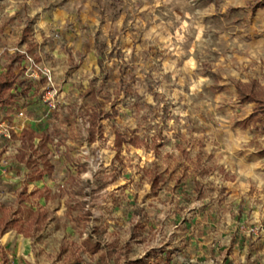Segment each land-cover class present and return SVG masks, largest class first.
Returning <instances> with one entry per match:
<instances>
[{"label": "rangeland", "instance_id": "1", "mask_svg": "<svg viewBox=\"0 0 264 264\" xmlns=\"http://www.w3.org/2000/svg\"><path fill=\"white\" fill-rule=\"evenodd\" d=\"M248 1L0 0V71L23 54L41 96L0 109V264H264V129L235 87L264 84Z\"/></svg>", "mask_w": 264, "mask_h": 264}, {"label": "trees", "instance_id": "2", "mask_svg": "<svg viewBox=\"0 0 264 264\" xmlns=\"http://www.w3.org/2000/svg\"><path fill=\"white\" fill-rule=\"evenodd\" d=\"M248 3L251 11H254L256 8L264 5V0H249ZM22 58L23 54L15 53L6 63L4 70L0 71V109L13 110L19 101L27 103L30 107L37 110L38 108H41V96H35V93L30 91L31 83L24 79L16 80V73L11 70L14 62L19 63ZM235 87L239 101L254 102L256 104V108L250 112L244 120H252L254 124L258 122L261 128L264 129V84H261L256 78L251 77L247 81L237 80ZM99 89L100 88L98 87L96 91H99ZM101 115L103 117L108 116L109 110H104L100 104H96L95 112L92 113V118L94 119L92 126H95V132L99 134L101 133V126L97 119H99ZM21 135V141L23 144L26 140L31 141L32 139L30 130H22ZM89 135H93L92 129H89ZM124 142L135 144V140L130 136H126L124 132H115L113 140L115 148L119 149ZM41 175L42 172L39 171L36 178H40ZM152 179L156 180L157 178L154 177ZM154 180L150 181L151 186H153L152 184ZM182 192L185 193L187 197L192 195V192H186V190H182ZM10 224V218H0V236ZM77 263L78 262H76V264Z\"/></svg>", "mask_w": 264, "mask_h": 264}, {"label": "built area", "instance_id": "3", "mask_svg": "<svg viewBox=\"0 0 264 264\" xmlns=\"http://www.w3.org/2000/svg\"><path fill=\"white\" fill-rule=\"evenodd\" d=\"M28 60H31V58L27 56V61H28ZM50 105H51V103H50ZM17 113H18V114H21L22 112H21L20 110H18Z\"/></svg>", "mask_w": 264, "mask_h": 264}, {"label": "crops", "instance_id": "4", "mask_svg": "<svg viewBox=\"0 0 264 264\" xmlns=\"http://www.w3.org/2000/svg\"><path fill=\"white\" fill-rule=\"evenodd\" d=\"M24 58V57H23ZM23 58L21 59V60H23ZM17 109H19V108H17V106L13 109V110H17ZM18 111V110H17Z\"/></svg>", "mask_w": 264, "mask_h": 264}]
</instances>
